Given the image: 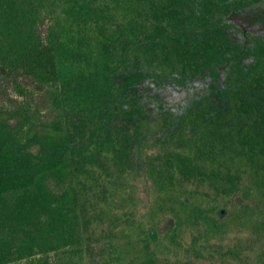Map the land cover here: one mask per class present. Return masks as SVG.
<instances>
[{
  "label": "rangeland",
  "instance_id": "1",
  "mask_svg": "<svg viewBox=\"0 0 264 264\" xmlns=\"http://www.w3.org/2000/svg\"><path fill=\"white\" fill-rule=\"evenodd\" d=\"M13 33L0 264H264V0H0Z\"/></svg>",
  "mask_w": 264,
  "mask_h": 264
},
{
  "label": "trees",
  "instance_id": "2",
  "mask_svg": "<svg viewBox=\"0 0 264 264\" xmlns=\"http://www.w3.org/2000/svg\"><path fill=\"white\" fill-rule=\"evenodd\" d=\"M28 37L24 36L23 33H13V34H2L0 37L1 46L0 49L3 52L1 55L10 57L15 61L24 59H36L38 53L27 49Z\"/></svg>",
  "mask_w": 264,
  "mask_h": 264
}]
</instances>
